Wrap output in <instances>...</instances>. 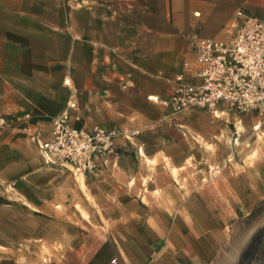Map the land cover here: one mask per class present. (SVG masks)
I'll return each mask as SVG.
<instances>
[{"label":"crops","instance_id":"1","mask_svg":"<svg viewBox=\"0 0 264 264\" xmlns=\"http://www.w3.org/2000/svg\"><path fill=\"white\" fill-rule=\"evenodd\" d=\"M238 11L264 19V0H0L1 150L38 162L35 215L0 207V264L213 261L227 220L264 199V116L223 103L173 113L168 97L196 39L229 41ZM63 112L78 129L135 135L76 182L33 138Z\"/></svg>","mask_w":264,"mask_h":264},{"label":"built area","instance_id":"2","mask_svg":"<svg viewBox=\"0 0 264 264\" xmlns=\"http://www.w3.org/2000/svg\"><path fill=\"white\" fill-rule=\"evenodd\" d=\"M236 15L242 22L229 41L196 39L195 60L184 62L171 82L168 104L173 113L200 109L215 115L223 103L228 110L264 116V19L242 11ZM51 125L47 138L33 135L39 153L46 164L63 165L74 174L97 169L116 155V139L135 135L100 125L75 128L67 112L54 117Z\"/></svg>","mask_w":264,"mask_h":264},{"label":"rangeland","instance_id":"3","mask_svg":"<svg viewBox=\"0 0 264 264\" xmlns=\"http://www.w3.org/2000/svg\"><path fill=\"white\" fill-rule=\"evenodd\" d=\"M1 137H4V134L0 133V139ZM259 139L264 141V134L261 133ZM2 145L0 144V207L8 209L10 219L12 217L16 220L17 212L21 214V217L19 216L21 220L32 218L35 213L31 212V208L26 204L33 201L34 185L37 183L28 178L27 174L32 167V161L38 165L37 155L25 148L24 166L16 165L12 163L16 162V151L12 153L6 149L1 150ZM226 161L229 163L231 159L227 158ZM216 170L218 169L214 168L212 171ZM75 176L73 173L74 180L81 183L82 179H76ZM206 179L210 180L211 176ZM206 179H203V183H207ZM22 208L25 210L24 214L20 212ZM40 219L42 229L47 230L48 215H42ZM225 233L227 238L225 245L218 249L217 255L208 264H264V199L258 201L248 213L236 214L228 219Z\"/></svg>","mask_w":264,"mask_h":264}]
</instances>
